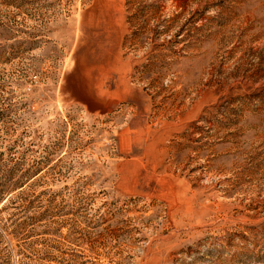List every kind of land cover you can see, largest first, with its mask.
<instances>
[{
    "label": "rangeland",
    "instance_id": "rangeland-1",
    "mask_svg": "<svg viewBox=\"0 0 264 264\" xmlns=\"http://www.w3.org/2000/svg\"><path fill=\"white\" fill-rule=\"evenodd\" d=\"M1 197L0 264H264V0H0Z\"/></svg>",
    "mask_w": 264,
    "mask_h": 264
},
{
    "label": "trees",
    "instance_id": "trees-1",
    "mask_svg": "<svg viewBox=\"0 0 264 264\" xmlns=\"http://www.w3.org/2000/svg\"><path fill=\"white\" fill-rule=\"evenodd\" d=\"M18 183H19V182L16 181L14 184H18ZM4 200L7 201L8 199H7V198H4V197H3V198L1 197V198H0V203L5 202Z\"/></svg>",
    "mask_w": 264,
    "mask_h": 264
}]
</instances>
